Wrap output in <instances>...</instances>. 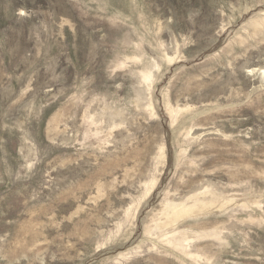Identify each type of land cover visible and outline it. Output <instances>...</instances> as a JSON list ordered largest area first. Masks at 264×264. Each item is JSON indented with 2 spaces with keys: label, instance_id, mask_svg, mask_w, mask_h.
<instances>
[{
  "label": "rangeland",
  "instance_id": "374dc122",
  "mask_svg": "<svg viewBox=\"0 0 264 264\" xmlns=\"http://www.w3.org/2000/svg\"><path fill=\"white\" fill-rule=\"evenodd\" d=\"M0 264H264V0H0Z\"/></svg>",
  "mask_w": 264,
  "mask_h": 264
}]
</instances>
